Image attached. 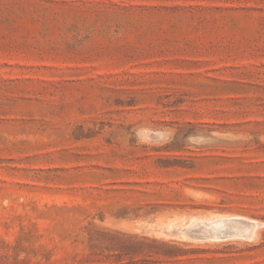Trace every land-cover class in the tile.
Segmentation results:
<instances>
[{"label":"rangeland","instance_id":"1","mask_svg":"<svg viewBox=\"0 0 264 264\" xmlns=\"http://www.w3.org/2000/svg\"><path fill=\"white\" fill-rule=\"evenodd\" d=\"M0 264H264V0H0Z\"/></svg>","mask_w":264,"mask_h":264}]
</instances>
